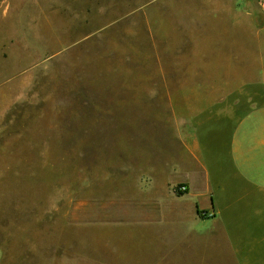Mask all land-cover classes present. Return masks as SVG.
Masks as SVG:
<instances>
[{
	"label": "rangeland",
	"instance_id": "1",
	"mask_svg": "<svg viewBox=\"0 0 264 264\" xmlns=\"http://www.w3.org/2000/svg\"><path fill=\"white\" fill-rule=\"evenodd\" d=\"M261 1L0 0V264H128L102 217L176 166L175 102Z\"/></svg>",
	"mask_w": 264,
	"mask_h": 264
},
{
	"label": "crops",
	"instance_id": "2",
	"mask_svg": "<svg viewBox=\"0 0 264 264\" xmlns=\"http://www.w3.org/2000/svg\"><path fill=\"white\" fill-rule=\"evenodd\" d=\"M241 26L257 35L234 44L245 53L214 60L207 82L175 102L176 166L160 168L161 179L146 173L101 219L128 237V264H264V17ZM180 184L187 192L177 195ZM106 253L103 264H117Z\"/></svg>",
	"mask_w": 264,
	"mask_h": 264
},
{
	"label": "built area",
	"instance_id": "3",
	"mask_svg": "<svg viewBox=\"0 0 264 264\" xmlns=\"http://www.w3.org/2000/svg\"><path fill=\"white\" fill-rule=\"evenodd\" d=\"M261 6L264 7V0L261 1ZM175 192L178 194H184L187 192V187L183 184L177 185L175 188Z\"/></svg>",
	"mask_w": 264,
	"mask_h": 264
}]
</instances>
